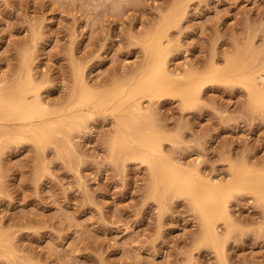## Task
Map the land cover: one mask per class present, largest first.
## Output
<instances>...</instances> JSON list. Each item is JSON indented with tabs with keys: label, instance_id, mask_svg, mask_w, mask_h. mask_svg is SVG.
Listing matches in <instances>:
<instances>
[{
	"label": "rangeland",
	"instance_id": "1",
	"mask_svg": "<svg viewBox=\"0 0 264 264\" xmlns=\"http://www.w3.org/2000/svg\"><path fill=\"white\" fill-rule=\"evenodd\" d=\"M173 8L162 41L169 72L236 60L264 73V0H0V87L29 81V97L55 107L78 78L93 89L131 82ZM198 96L142 98L159 149L132 159L115 157L109 107L60 127L61 152L0 129V264H264L262 204L238 187L264 174V108L228 81ZM165 163L184 167L182 179L228 184L232 224L216 222L218 248L200 242L199 214Z\"/></svg>",
	"mask_w": 264,
	"mask_h": 264
},
{
	"label": "bare ground",
	"instance_id": "2",
	"mask_svg": "<svg viewBox=\"0 0 264 264\" xmlns=\"http://www.w3.org/2000/svg\"><path fill=\"white\" fill-rule=\"evenodd\" d=\"M177 12H179L177 8L169 11L150 35L144 45L145 64L137 78L131 82L114 84L111 88L93 89L78 78L76 88L70 92L65 102L55 103V107L43 103L37 96L30 98L33 87L31 85V88L29 87V81L0 87V129L15 128L23 136L30 135L40 147L53 144L61 152L64 147L57 140V136L62 135L60 127L71 129L90 116L92 110L103 111L104 107H109L117 112L116 137L112 142L115 146L113 151L115 157L132 159L145 152L141 151L143 149H150L153 152L159 149L153 141L155 131L146 127V118L141 114L143 109L140 100L144 97L154 99L171 93L182 97L184 104L187 105L191 99L199 95L204 85L228 81L245 87L252 107L264 108V73H258L256 76L247 65L239 61H226L223 68L211 63L200 72L191 69L179 74L167 70L162 41L167 29L174 24ZM26 78L29 79L28 73ZM8 122L11 124H6ZM144 159L152 169L159 167L153 161ZM166 166L168 173L171 174L170 183L177 192L185 190L199 214L202 222L200 242L218 248L220 239L216 233V222L222 221L227 228L232 224L225 199L228 184L215 181L199 184L195 181L197 179H182L186 172L184 167L172 163H167ZM158 182H153L154 190ZM238 184V187H247L248 192L255 195L264 210V174L254 179H241Z\"/></svg>",
	"mask_w": 264,
	"mask_h": 264
}]
</instances>
